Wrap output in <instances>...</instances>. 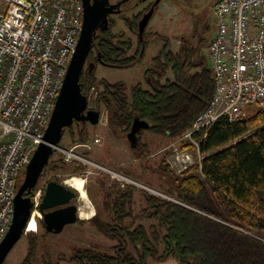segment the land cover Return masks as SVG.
<instances>
[{
	"label": "trees",
	"instance_id": "obj_1",
	"mask_svg": "<svg viewBox=\"0 0 264 264\" xmlns=\"http://www.w3.org/2000/svg\"><path fill=\"white\" fill-rule=\"evenodd\" d=\"M131 9L134 7L127 5L117 18H108L106 27L96 30L79 76L81 92L87 95L91 87L98 88L95 109L107 110L110 136L124 141L141 168H150L163 182L159 190L182 204L134 185L118 188L117 183L108 184L100 179L104 216L95 212L87 221L77 218L76 222H88L115 244L109 249L97 244L73 247L69 261L148 264L149 258L173 257L178 264H264V110L257 108L235 122L220 117L204 137L195 134L203 155L201 167L195 162L182 173H174L165 161L166 147L193 125L215 88L212 65L204 51L206 39L194 33L195 41L181 40L179 48L173 50L169 38L146 28L140 32L144 10L126 15ZM119 21L126 29H114ZM158 39L162 45L151 56L142 82L128 85L124 80L111 82L97 77L99 65L120 69L136 66L150 43ZM95 126L74 121L65 130L72 142H83L89 139ZM147 133L169 140L154 138L158 145H164L165 151L155 167L143 162L150 156V142L143 138ZM183 145L195 150L190 143ZM54 154L55 151L41 175L48 169L66 165L59 153L57 160H52ZM70 165L72 172L86 169L79 162ZM22 176L24 169L17 183ZM142 177L141 174L136 178ZM51 180L59 181L55 177ZM144 183L151 186L147 180ZM34 193L35 188L31 197ZM136 194L141 198L137 210ZM144 219L151 221L149 225L142 222ZM38 223L43 234L47 233L41 219ZM40 236L26 234L23 264L36 260L39 242L43 240H39ZM45 254L48 253L42 255L40 264H56L57 260H50Z\"/></svg>",
	"mask_w": 264,
	"mask_h": 264
},
{
	"label": "built area",
	"instance_id": "obj_2",
	"mask_svg": "<svg viewBox=\"0 0 264 264\" xmlns=\"http://www.w3.org/2000/svg\"><path fill=\"white\" fill-rule=\"evenodd\" d=\"M212 10L216 32L207 50L215 88L193 125L166 147L165 161L176 174L195 162L201 167L203 155L195 134L204 137L223 116L238 121L247 107L264 110V0H216ZM82 18V0H0V243L12 220L18 176L43 141ZM95 90L91 87L87 94L88 107L95 105ZM99 112V123L107 122V110ZM184 141L195 150L183 145ZM101 143L98 137L69 147L59 143L53 151L64 162L87 163L106 172L118 188H148L85 155ZM90 173L91 169H85L82 174ZM41 197V190L33 194L32 213L38 210Z\"/></svg>",
	"mask_w": 264,
	"mask_h": 264
},
{
	"label": "rangeland",
	"instance_id": "obj_3",
	"mask_svg": "<svg viewBox=\"0 0 264 264\" xmlns=\"http://www.w3.org/2000/svg\"><path fill=\"white\" fill-rule=\"evenodd\" d=\"M215 2L216 0H162L156 6L154 13L151 16L148 25L146 26V29L151 33L155 32L159 34L161 37L164 36L169 38L171 48L173 50H177L179 48L181 40H189L192 42L195 41V34H197L201 36V38L206 39V47H204V51L208 53V40L216 32L215 16L212 10L213 4ZM145 3L140 4L138 7L131 9L130 11H127L126 15L130 16L132 13H135L138 9L143 7ZM112 17L117 18L116 15H113ZM114 29H126V27L123 22L119 21L118 25ZM150 37H152V35ZM161 45L162 40L160 39L150 43L143 60L132 68L120 69L99 65L97 67L96 75L97 77H104L111 82L124 80L128 85H133L139 81L142 82L143 72L147 67H149L151 56L157 53ZM167 76L171 77V74L168 73ZM95 89V91H97L98 88ZM90 107L95 108V105L92 103ZM256 109V107H247L244 109V115L252 114L256 111ZM106 123L107 122H105V120H102L101 124L99 123L94 128H91V136L89 137L88 141H92V139L98 137L101 138L102 143L94 144L92 149L88 150L85 155H87L91 160L109 169L121 171L135 179H137L136 177L139 178L142 174V179L137 180L144 186H147L144 183L147 180L151 182V186H147L149 189L143 188L141 186H136L137 188L144 189L153 195H158L167 199L168 197L173 198L159 190L164 185L163 182L158 179L156 173L152 172L150 168H141L140 161L138 159L136 160L131 155L124 141L116 140L110 136L106 127ZM143 138L145 141H149L151 145L149 148L150 156L144 158L143 162H145V165L148 163L150 167H155L165 151L163 150L164 145H158L156 141H154V138L164 140V142L169 140H166V138H163V136L152 133H147L145 136H143ZM73 143L75 142L71 141L67 131L65 130L64 137H62L60 145L69 147ZM78 152L82 151L78 150ZM57 154L58 152H55L52 160H57ZM70 163L65 162L66 165L63 167L58 165L56 168L46 170L45 173L40 176L35 187V192L41 190V194H43L45 184L48 180H51L54 177L60 182H64L71 176L81 177L85 182L84 189L86 191V198H82L80 193L73 189L77 193L75 201L77 202L79 208L78 219L87 221L93 216L95 212H99V214L104 216L105 211L103 209L102 202L103 192L99 186V180L101 179L108 184H111L114 181H111L110 176L106 172L95 169L87 163H83V165L86 169H91L92 171V173L88 174L87 177L82 174L84 170L82 172H72V165H70ZM132 174L136 177H134ZM23 177L24 176L21 177V181L18 183V185L22 182ZM157 192L165 196L159 195ZM136 199L137 202L134 207L137 210L141 201L139 194H136ZM35 210L38 213V215L34 216L37 223V228L34 231H27V233H37V235L40 236L44 233L43 229L40 228L38 223V221L41 219V214L37 209ZM142 222L147 226L151 221L144 219ZM27 233L22 235L18 242L10 250L5 259L6 263L18 264L21 262L27 250ZM41 238H43V240H41ZM39 240H41V242H39L37 248V257L35 260L38 263H40L39 261L42 258V255L47 252L48 254H45V256H49V258H51L53 261L57 260L58 264H74L71 261H67V258H69L71 255V250L73 247L97 244L100 248L109 249L115 244L113 240H110L99 234L88 222H75L73 224L67 225L66 228L56 234L45 233L40 236ZM148 264H178V262L173 257H168L165 260L149 258Z\"/></svg>",
	"mask_w": 264,
	"mask_h": 264
},
{
	"label": "water",
	"instance_id": "obj_4",
	"mask_svg": "<svg viewBox=\"0 0 264 264\" xmlns=\"http://www.w3.org/2000/svg\"><path fill=\"white\" fill-rule=\"evenodd\" d=\"M157 2L158 0L155 1V3ZM118 4H111L103 8L102 5L96 6L91 0H82L83 18L78 40L69 60L50 118L44 129L43 141L37 146L26 164L23 180L17 187L12 220L0 243V264H3L10 250L27 231V224L33 210L32 190L36 187L43 169L53 153V146L60 143L64 130L71 126L74 121L88 122L90 125H97L99 122L100 112L88 107L87 95L81 92L79 76L91 47L93 35L98 28L107 26L108 19L106 16L109 12H117L114 8ZM152 13L153 9H150L141 17L139 21L140 32L148 25ZM129 137L131 140L133 139V131ZM157 194L165 196L158 192ZM74 197L75 191L64 182L47 181L37 206L45 231L59 233L64 226L76 222L79 209L72 202ZM168 199L178 202L173 198L168 197ZM191 209L207 215L194 208Z\"/></svg>",
	"mask_w": 264,
	"mask_h": 264
},
{
	"label": "flooded vegetation",
	"instance_id": "obj_5",
	"mask_svg": "<svg viewBox=\"0 0 264 264\" xmlns=\"http://www.w3.org/2000/svg\"><path fill=\"white\" fill-rule=\"evenodd\" d=\"M155 1L156 0H91V2L92 3H94L96 6H98V5H102L103 6V8H106L108 5H111V4H116V3H119L118 4V6L117 7H115L114 9H115V11H117V12H109L108 14H107V19L109 18V17H111V16H113V15H119V14H121L122 12H123V10L126 8V6L128 5H131V6H133L134 8H136V7H138L140 4H143V3H145V5H143V7H141L140 9H138L137 11H139V10H144L143 11V15L147 12V11H149L150 9H153V13H154V10H155V8H156V6L160 3V1H162V0H158V2L157 3H155ZM128 11H130V10H128ZM153 13H152V15H153ZM98 124H99V122H98ZM70 187V186H69ZM73 188V187H72ZM74 189V188H73ZM76 197H77V195H76V193H75V197H74V199H72V202L73 203H75L76 205H77V202L75 201V199H76ZM78 206V205H77ZM79 209V208H78ZM95 214V213H94ZM93 214V215H94ZM36 215H38V213H37V211L36 210H34L33 211V213H32V216H31V218H30V220L28 221V224H27V229H29L30 231H32L33 230V228L35 227V228H37V223H36V220H35V217L34 216H36ZM78 215H79V210H78ZM70 225V224H69ZM67 226V225H66ZM66 226H64L63 227V229L64 228H66ZM62 229V230H63ZM26 233H27V231H26ZM47 233H53V232H47ZM53 234H56V233H53ZM24 235V234H23ZM88 246H90V245H88ZM7 257V256H6ZM25 257V256H24ZM24 257H23V259L21 260V262L20 263H18V264H23L22 262H23V260H24ZM70 257V256H69ZM6 259V258H5ZM48 259H50V260H52L51 258H48ZM66 259V258H65ZM67 261H69V259L67 258ZM40 262V261H39ZM3 264H8V263H6V260H4V262H3ZM30 264H40V263H38L37 261H34V262H32V263H30ZM56 264H58V261H56Z\"/></svg>",
	"mask_w": 264,
	"mask_h": 264
},
{
	"label": "bare ground",
	"instance_id": "obj_6",
	"mask_svg": "<svg viewBox=\"0 0 264 264\" xmlns=\"http://www.w3.org/2000/svg\"><path fill=\"white\" fill-rule=\"evenodd\" d=\"M65 180V179H64ZM64 183L70 187H73L80 193L82 198H86V191L84 189V179L78 176H71L67 178ZM83 211V210H81ZM93 211V210H92ZM89 212V211H88ZM93 213V212H92ZM92 216V215H91Z\"/></svg>",
	"mask_w": 264,
	"mask_h": 264
},
{
	"label": "crops",
	"instance_id": "obj_7",
	"mask_svg": "<svg viewBox=\"0 0 264 264\" xmlns=\"http://www.w3.org/2000/svg\"><path fill=\"white\" fill-rule=\"evenodd\" d=\"M62 137H64V135Z\"/></svg>",
	"mask_w": 264,
	"mask_h": 264
}]
</instances>
